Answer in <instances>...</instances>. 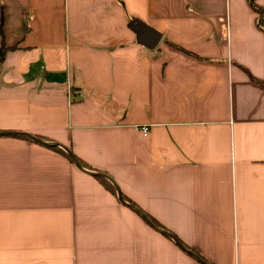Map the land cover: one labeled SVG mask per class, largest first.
Returning <instances> with one entry per match:
<instances>
[{
	"label": "crops",
	"instance_id": "obj_1",
	"mask_svg": "<svg viewBox=\"0 0 264 264\" xmlns=\"http://www.w3.org/2000/svg\"><path fill=\"white\" fill-rule=\"evenodd\" d=\"M2 14L0 264H264V0Z\"/></svg>",
	"mask_w": 264,
	"mask_h": 264
},
{
	"label": "water",
	"instance_id": "obj_2",
	"mask_svg": "<svg viewBox=\"0 0 264 264\" xmlns=\"http://www.w3.org/2000/svg\"><path fill=\"white\" fill-rule=\"evenodd\" d=\"M130 28H132L133 29V31L135 32V35H137V41H138V43H140V44H142L143 46H147V47H153L156 43H157V41L159 40V38H160V34H158L154 29H152L151 27H149V26H147L146 24L144 25V24H141V23H139V22H137V21H133L132 23H131V25H130ZM17 135V134H19V135H24V136H27L26 134H22V133H18L17 132V134L16 133H10V132H5V131H2V132H0V135ZM30 137V136H29ZM31 139L33 138L34 140H37V141H39L36 137H34V136H32V137H30ZM41 142V141H40ZM56 145H58V144H56ZM68 154L69 155H71L69 152H68ZM72 156V155H71ZM73 157V156H72ZM73 161H74V164L76 165V167H78L79 169H82V170H84L83 168H82V166H81V164L79 163V161L78 160H76L74 157H73ZM96 175H98V176H102V177H107V176H105L104 174H101V173H95ZM115 188H116V190H117V194H118V197H119V199H120V201L121 202H123L124 204H128V203H126L125 202V200L123 199V197H121V195H120V192L118 191V188H117V186H115ZM129 206H131V205H129ZM135 211H136V209H135ZM143 216V218H144V220L146 221V223L148 224V226H151V227H153V228H156V226H154L153 225V223H151L150 222V220H148L147 218H146V216L145 215H142ZM160 230V229H159ZM163 233H165L166 235L168 234V235H170L171 236V234L169 233V232H166V231H163V230H161ZM176 244L179 246V248L180 249H183L184 251H186L188 254H190L193 258H195V260L197 261H199L201 264H208L205 260H203V258H201L199 255H196V254H194L192 251H190V250H188V249H186L185 247H184V245L183 244H181L179 241H177L176 240Z\"/></svg>",
	"mask_w": 264,
	"mask_h": 264
},
{
	"label": "trees",
	"instance_id": "obj_3",
	"mask_svg": "<svg viewBox=\"0 0 264 264\" xmlns=\"http://www.w3.org/2000/svg\"><path fill=\"white\" fill-rule=\"evenodd\" d=\"M263 9H258V13H262ZM3 14L0 17V37H1V44H0V67H1V63L5 57V52L8 50V46L5 45L4 39H3ZM101 179H103V177L99 176ZM104 180V179H103ZM105 181V180H104ZM103 181V182H104ZM105 183V182H104ZM108 183H106L107 185ZM109 185V184H108ZM109 188H111V190L114 191V187L113 186H108ZM115 192V191H114Z\"/></svg>",
	"mask_w": 264,
	"mask_h": 264
},
{
	"label": "built area",
	"instance_id": "obj_4",
	"mask_svg": "<svg viewBox=\"0 0 264 264\" xmlns=\"http://www.w3.org/2000/svg\"><path fill=\"white\" fill-rule=\"evenodd\" d=\"M148 131H149V128L148 127H141V132H142V134L145 136V135H147V133H148Z\"/></svg>",
	"mask_w": 264,
	"mask_h": 264
}]
</instances>
